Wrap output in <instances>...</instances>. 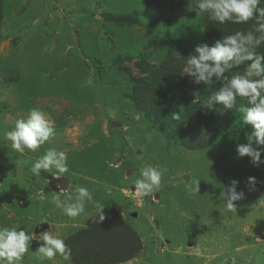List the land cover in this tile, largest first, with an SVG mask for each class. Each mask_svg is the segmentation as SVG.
I'll use <instances>...</instances> for the list:
<instances>
[{"label": "rangeland", "instance_id": "1", "mask_svg": "<svg viewBox=\"0 0 264 264\" xmlns=\"http://www.w3.org/2000/svg\"><path fill=\"white\" fill-rule=\"evenodd\" d=\"M187 2L0 0V227L37 235L51 230L65 240L80 233L87 237L81 247L92 260L97 251L107 252L118 261L113 264H264V163L256 166L236 152L238 144L251 143L250 131L232 124L208 146L187 148L174 120L136 108L134 83L121 68L135 77L163 65L170 72L184 66L197 45L254 30L251 21L221 25L188 13ZM53 44L54 51H45ZM257 51L264 54V44ZM34 107L47 114L55 134L37 152L21 155L4 134ZM49 148L68 156L70 184L61 198L75 196L77 187L93 193L94 203H86L77 218L51 203L55 177H33L30 171ZM148 165L164 175L154 196L142 197L134 182ZM232 180L240 182L237 191L245 195L229 212L224 193ZM96 204L107 212L114 209L139 235L141 251L135 258L120 261L131 251L120 250L126 243L102 233L98 223L88 228ZM40 220L47 222L34 227ZM42 243H30L23 264H75L73 256L42 260L36 252Z\"/></svg>", "mask_w": 264, "mask_h": 264}, {"label": "clouds", "instance_id": "2", "mask_svg": "<svg viewBox=\"0 0 264 264\" xmlns=\"http://www.w3.org/2000/svg\"><path fill=\"white\" fill-rule=\"evenodd\" d=\"M261 5H264V0H188V13L204 14L221 25L248 24L251 21L254 30L236 31L215 40L211 45H197L187 55L183 72L194 84H203L206 89L215 88L201 104L207 109H217V106H223L224 110L233 109L238 104V98L250 105H241L239 110L243 113V125H251L253 128L249 136L252 140L251 143L238 144L236 152L239 157H249L256 166L264 163L261 161V154L264 153V54L257 51L264 44V6ZM54 49L53 44L45 51ZM241 66L244 67L243 73L238 71ZM233 70L237 71L229 79L226 73ZM54 134L55 129L47 114L34 107L29 111L27 119L16 120L15 126L4 135L11 142V148L24 155L26 152H37ZM30 171L33 177H39L42 173H49L57 179L66 177L65 174L70 172L68 156L63 151L49 148L32 162ZM163 175L164 170L151 165L143 167L140 170L141 178L134 182V191L142 197L154 196L161 186ZM254 180L249 177L250 183ZM239 183L238 180H232L224 193L229 212L236 211L234 202L244 198L245 193L237 191ZM74 191L75 196L67 195L65 199L61 198V190L55 191L51 197V203L69 218L81 216L85 213L86 203H94L89 188L77 187ZM104 209L105 206L96 204L99 223L105 220ZM42 222L47 221H37L34 227H39ZM33 240L43 241L36 251L42 260L55 262L58 257L64 261L71 260L72 250L66 240L51 230L37 235L33 230L21 227H0V264H23Z\"/></svg>", "mask_w": 264, "mask_h": 264}, {"label": "trees", "instance_id": "3", "mask_svg": "<svg viewBox=\"0 0 264 264\" xmlns=\"http://www.w3.org/2000/svg\"><path fill=\"white\" fill-rule=\"evenodd\" d=\"M107 18L114 21L127 20L126 18ZM235 29L237 26L233 30ZM184 43L187 44L185 41ZM189 47L193 48L191 45ZM193 51L194 49H192ZM121 68L128 73L130 80L134 83L131 97L136 108L144 112L153 111L157 119L167 117L174 120L175 133L179 135L182 144L187 148L201 149L208 146L218 136L226 133L232 124L240 123L242 129H247L250 134L253 132L251 125H243V113L239 110L241 105L250 107L246 101L238 98V104L230 110H224L223 106H217V109L211 110L203 107L202 102L212 91H215V88L205 91L203 84H194L187 74H183L184 66L171 68L168 72V68L163 65L162 69L159 68L142 77L132 75L131 70L126 66L122 65ZM176 116L179 118L177 119ZM104 212L105 220L102 221V225L95 214L88 219V228L89 225L98 223V226L102 228V233H105L106 230L108 234L117 235L119 240H122L121 242L126 243L120 250L131 249V251L122 256L120 261L135 258L141 251L139 235L118 217L114 209ZM114 225H118V230L112 229ZM88 235L94 237L92 232ZM86 238L85 235L78 233L66 240L71 250L77 249V252L72 250L75 264H113L118 262L111 260L109 253L100 251L95 253L94 260H92L91 256L87 255L89 252L86 250L87 248L81 247ZM130 238L134 243H131ZM115 250L120 252L118 249ZM78 251H81L80 255H78ZM114 259L119 260L117 257Z\"/></svg>", "mask_w": 264, "mask_h": 264}, {"label": "water", "instance_id": "4", "mask_svg": "<svg viewBox=\"0 0 264 264\" xmlns=\"http://www.w3.org/2000/svg\"><path fill=\"white\" fill-rule=\"evenodd\" d=\"M114 125H118L120 123H117L116 121L113 122ZM69 178L66 176V177H60V178H55L53 181H52V184L53 185V189L55 191H59V190H63V189H67L69 187Z\"/></svg>", "mask_w": 264, "mask_h": 264}]
</instances>
